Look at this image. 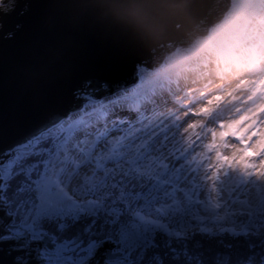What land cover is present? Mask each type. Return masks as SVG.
<instances>
[{
  "label": "snow or ice",
  "instance_id": "snow-or-ice-1",
  "mask_svg": "<svg viewBox=\"0 0 264 264\" xmlns=\"http://www.w3.org/2000/svg\"><path fill=\"white\" fill-rule=\"evenodd\" d=\"M185 112L136 64L0 146L2 264H264V109Z\"/></svg>",
  "mask_w": 264,
  "mask_h": 264
},
{
  "label": "water",
  "instance_id": "water-1",
  "mask_svg": "<svg viewBox=\"0 0 264 264\" xmlns=\"http://www.w3.org/2000/svg\"><path fill=\"white\" fill-rule=\"evenodd\" d=\"M214 1L5 0L12 11L0 7V146L66 111L84 80L126 81L131 66L153 58L158 41L178 34V25L191 31V20L206 18ZM221 2L199 36L224 18L231 0ZM26 93L42 102L16 110L12 101Z\"/></svg>",
  "mask_w": 264,
  "mask_h": 264
},
{
  "label": "rangeland",
  "instance_id": "rangeland-1",
  "mask_svg": "<svg viewBox=\"0 0 264 264\" xmlns=\"http://www.w3.org/2000/svg\"><path fill=\"white\" fill-rule=\"evenodd\" d=\"M157 75L188 115L264 109V0H231L206 35L167 53Z\"/></svg>",
  "mask_w": 264,
  "mask_h": 264
},
{
  "label": "trees",
  "instance_id": "trees-1",
  "mask_svg": "<svg viewBox=\"0 0 264 264\" xmlns=\"http://www.w3.org/2000/svg\"><path fill=\"white\" fill-rule=\"evenodd\" d=\"M221 3V0H215L211 5L210 10L208 11V16L206 18L199 21H197L196 19L191 20L192 23L189 25L196 24L191 31L184 33L183 30L185 28L188 29L190 26L186 25L184 27L182 25H178V34H176L175 36L173 35L172 37L168 38V40H160L153 46V49L151 50L152 53L155 54L153 55V58L145 61H143L144 59H141L142 62L137 64H144L147 65L149 68H153L160 62V60L165 54L172 52L178 46H183L188 43H191L197 36L202 33L204 29H206V24L209 23L210 18L216 19V15L219 14L222 8ZM134 65L130 68L131 75L129 77H126V81H124L123 83L131 81L134 71Z\"/></svg>",
  "mask_w": 264,
  "mask_h": 264
},
{
  "label": "flooded vegetation",
  "instance_id": "flooded-vegetation-1",
  "mask_svg": "<svg viewBox=\"0 0 264 264\" xmlns=\"http://www.w3.org/2000/svg\"><path fill=\"white\" fill-rule=\"evenodd\" d=\"M4 2H5V0H1L0 1V7L3 8L2 11H5V12L12 11V2H10V3L7 2L5 4H4ZM0 259H3L5 261V260H7L9 258L8 257H3L2 255H0Z\"/></svg>",
  "mask_w": 264,
  "mask_h": 264
},
{
  "label": "clouds",
  "instance_id": "clouds-1",
  "mask_svg": "<svg viewBox=\"0 0 264 264\" xmlns=\"http://www.w3.org/2000/svg\"><path fill=\"white\" fill-rule=\"evenodd\" d=\"M58 2V0H54V3H57ZM51 19V21H52V18H50Z\"/></svg>",
  "mask_w": 264,
  "mask_h": 264
}]
</instances>
